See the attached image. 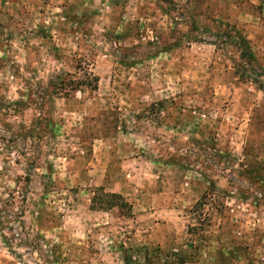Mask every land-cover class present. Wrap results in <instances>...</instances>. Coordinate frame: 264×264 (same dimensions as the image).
<instances>
[{
	"label": "rangeland",
	"instance_id": "obj_1",
	"mask_svg": "<svg viewBox=\"0 0 264 264\" xmlns=\"http://www.w3.org/2000/svg\"><path fill=\"white\" fill-rule=\"evenodd\" d=\"M255 18L264 0H0V264H264ZM116 188L134 225L92 228Z\"/></svg>",
	"mask_w": 264,
	"mask_h": 264
},
{
	"label": "crops",
	"instance_id": "obj_2",
	"mask_svg": "<svg viewBox=\"0 0 264 264\" xmlns=\"http://www.w3.org/2000/svg\"><path fill=\"white\" fill-rule=\"evenodd\" d=\"M251 17L254 18V16H252V15H251ZM255 20H258L259 22L262 23L261 19L255 18ZM262 24H263L262 27H261V24L259 25L260 28L253 27L252 30H250L247 33V36L245 37V39L248 41L249 45L251 46L254 56H256L260 60V62L263 64V66H264V22ZM237 32H236V35H238ZM56 111L52 115H55ZM155 163H159V162H155ZM129 164H131V166L134 168L133 173H130L128 175L129 178H132L134 173L137 176H138V174L142 175V173H140L141 172L140 169H138V168L142 169L141 157H138V158L134 157V158H132L130 160H123L119 164H117V162L116 163H111V161H109L107 163L105 162V165L102 167V169H100V171L103 172V176L100 177V180L97 179L99 184L96 185V186H101V187L102 186H106V183H107L106 181H108L106 178H108V177L110 179L114 180V179H117L119 176L124 175L126 167ZM90 166H91V164H90ZM171 170L172 169L169 166V172H171ZM98 171H99V169H97V168H94V169L89 168V170H88V172L91 175L99 174ZM89 173H86V174H89ZM108 175H110V176H108ZM168 180H170V179H168ZM263 180L264 179H262L261 181H263ZM95 184H97V181L95 182ZM167 184H169V182H167ZM108 185L109 184H107V186ZM106 192H110V194H120L123 197L125 196L122 192H119L117 188H116V190L111 189L110 191H108L106 189ZM164 195H166V194L164 193ZM259 195H261V193ZM126 201L128 202L127 199H126ZM90 203H92V201H90ZM131 206H132V217H133V216H135L134 208L136 206H133V205H131ZM117 212L119 213V210L117 208L112 209L110 211H105V212L104 211H98V210H91L90 213H93V214L101 213L107 218V220L105 222H103V223H93L91 225V227L92 228H100L101 229L100 231L113 230L115 232H119V230H123L124 231V230H127V228H130V227L132 228V226L134 225V222H131V218L128 219V218H125L123 216H122L123 218L121 216H119L120 218H118V219L114 218V216H115V214ZM128 225L130 227H128ZM153 232L154 233L151 236L148 237V239H150L151 241H154L156 239V237H157L156 231H153ZM104 237H107V236L104 235ZM165 237H171V233H169V236H168L167 232L165 231L163 238H165ZM108 238H111V237H108Z\"/></svg>",
	"mask_w": 264,
	"mask_h": 264
},
{
	"label": "trees",
	"instance_id": "obj_3",
	"mask_svg": "<svg viewBox=\"0 0 264 264\" xmlns=\"http://www.w3.org/2000/svg\"><path fill=\"white\" fill-rule=\"evenodd\" d=\"M240 40V47L242 51V58H248L249 60H254V55L249 45L248 41L241 37V35H237ZM264 78V73L261 74ZM98 83V82H97ZM259 90L264 92V80L257 82ZM97 87H95L96 89ZM98 205V206H95ZM117 208L123 217L129 218L132 217V206L125 200V198L120 194H106L102 193L99 202L96 199L92 201V210L98 211H110L112 209ZM127 264V262L125 263Z\"/></svg>",
	"mask_w": 264,
	"mask_h": 264
}]
</instances>
